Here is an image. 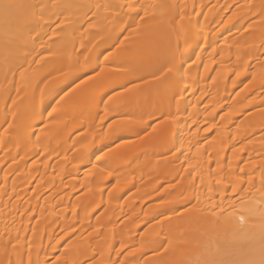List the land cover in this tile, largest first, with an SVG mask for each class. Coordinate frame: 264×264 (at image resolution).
Masks as SVG:
<instances>
[{
	"label": "bare ground",
	"instance_id": "obj_1",
	"mask_svg": "<svg viewBox=\"0 0 264 264\" xmlns=\"http://www.w3.org/2000/svg\"><path fill=\"white\" fill-rule=\"evenodd\" d=\"M185 1L187 3L189 2V6L183 7V10L181 11L182 5H179V3H185ZM208 1H209V6L207 5ZM225 1L226 0L223 1V5L220 4L221 6H223L220 8V6L218 7L219 3H217V1L215 3L212 1V5H211L210 0H203V2L200 3V5H198L197 7H195L194 4L196 2H199V0H189V1L188 0H182V1L132 0L133 4L137 6V9L141 10L142 12L141 13L142 18L138 20L135 19L133 22L132 19L126 18L127 17L126 15L128 14L127 8L121 11L119 7L115 9H106V8L97 9L95 7L96 4H104V3L109 2V0H11V2L18 3L21 5H27V4H33V3L34 4H45L47 5V8L43 10L44 11L43 17H37V18L31 17V11L27 7L13 9L8 14L3 13L4 16L1 14L3 10L0 9V12H1L0 13V48H1L0 66L1 64L2 65L4 64V60H5V63L6 61H8V59L6 58H11V59L15 58L18 54V51L21 52L23 47L31 48V50L27 49L28 52H31V55L28 56L27 60L22 59L21 61L17 62L15 65L12 66L11 64L14 62V60L17 57L12 60L13 62L11 61V59H9L10 62L12 63L9 62L8 64L12 67L8 66V68L12 69V71L7 72V76H8L7 80L4 79V71H5V68L7 67H5V65H3L5 67L3 69L0 67L2 69V70L0 69V86H2L4 89H7V92L0 91V115L5 113L6 111L9 112L10 114L12 113L14 114V115H11L10 119H8L5 115L0 116V125L5 124L4 123L5 120H7L9 124H11L13 120H16L17 125L20 126L19 128L17 126L11 127L8 133H5L4 129L1 130V127H0V135L2 134L3 135L8 134L10 136H13V134L16 135V131L18 132L19 130L23 129L24 119L29 120L28 122L32 124V123L38 122L41 119L42 113H44L43 117L45 119L53 118V116L59 115L61 113H66V112H69L68 115H72V113L74 112V110L72 109L73 107H75L74 104H76L75 102L80 101L79 99L82 98L81 95L85 92L90 91V89L92 90L94 85H99L100 83H103V80L105 78H108L106 76L107 73H110L108 74V76L111 75V77L118 76L117 74H119L118 73L119 67L116 65L118 64L119 60L122 58V55L124 56L128 53L133 54L137 58V60L135 58L134 60H136L138 64H137L136 70L132 74L133 83L130 84L129 86V88H131L132 91H128L127 89L120 90V88H118V85L127 83L128 78L124 76L120 79L119 83L117 84V87L115 86L117 89H119V91H117L116 94L112 95L113 97H111L108 100V103L109 102H123L126 100L127 97L134 95V94H138V95L145 97L146 101L142 102L141 100H139V101L132 102L131 104L132 108H131V111L129 112L130 114H132L133 116L140 117V111L138 110L136 111V109L138 106L144 105L149 111L156 110L157 117L161 116V113H163L162 117L166 119L164 121H156L155 123H153L152 127H150L151 131L145 136H143L142 138L136 139V140L135 139L134 140L124 139L123 141H121L120 144L113 147V149H109L107 150V152L100 155L99 160L96 158L95 161L93 162V165L90 167V169H87L88 171H86V174L83 176L81 185H80L82 186L84 191L86 190L87 192L88 188L90 190L94 183L87 182L88 181L87 179L93 174H95L94 176L97 179L101 177L100 175L106 174L109 180L112 181L113 186L111 188H115L118 184L123 183V182L124 183L126 182L128 184L130 183L128 186L127 184H125L124 187L120 188L116 192L115 196L107 194L105 195V197L103 196V199L95 200V203H96L95 206L100 205L101 200L103 201L102 207H104V215L115 216L114 217L115 219L113 220L114 222L117 220V218L119 220V223L117 222L118 224H114V222H112L113 224L111 223L108 229H110L111 227L118 228L117 226H120L123 229L124 226L126 227L127 220H130V217L124 218V219L121 218L122 216L120 215L121 214L120 210L123 209L127 203H135L139 205L146 203L147 199H149L148 195L146 196V194L149 192L148 190H151L150 184H152L151 179L153 177H156L155 179L158 182L156 183L159 184V185H156L155 188L156 189L161 188L160 194L161 193L163 195L165 194L161 187L162 184L160 185L159 183V181L162 183L163 179L162 177H161L162 180L157 177L161 175L159 173H162V176H164L163 172L165 170L166 162L164 160V157H162L163 155H157V158L155 159V163H153L152 160H150V156L153 154L154 149H156V153H157V150L160 151L159 150L160 148L162 150L164 145H168V144H164L163 140L167 136H171L172 134H174V132L177 130L179 131L186 130L187 127L192 126V124H194V122L196 121H199L198 126L200 127L201 124L203 123L202 119L206 120L205 118L201 119L200 117L202 113L206 114V109L207 111H209L211 108V113L214 114L216 111L222 109L223 107L222 105H214L216 103L212 105V101L214 99H217L218 96L219 97L222 96L221 97L222 99L225 98L226 93L230 91L229 89L234 88V86H231L228 89L221 88L220 90L217 89V90H214L212 93H208L207 92L208 90L206 87H209L210 85L211 87H213L212 84L219 86L222 84V82L227 83L228 81L237 82L236 80H238L237 83H239V81L242 80V84L238 85L239 88L235 92L236 96H238L239 98L238 100H236L238 101L237 104H240L241 99L244 98V95H246V92L251 94L252 92L250 91L256 90L255 88L259 89L258 91L260 92H255L254 95L256 94L258 95V93L259 94L264 93V91H262L264 90V88L262 90L260 89L261 85H264V76H263L264 67H262V64L260 61L262 58L258 57V55L264 51V48L263 49L261 48L259 50L257 49V51H255L256 50L255 49L254 50L255 54L253 51V56H249L247 58H244V55L242 56V51L244 47L246 46V44H248V42L251 39L255 40L256 38L262 36L264 32V13H262V10L259 7L260 0H243L245 4L254 5L255 7L253 16L246 15V16H243V18L241 17V14L243 13V10L245 7L244 5H241V4H239L238 6L234 5V7L232 6L230 8L229 7L230 5H228ZM110 2L116 5H119L121 3L126 4L127 0H110ZM162 3H167L168 5H176V7L162 8L159 6ZM87 4L93 5L92 12L88 13L89 15H87V18L85 17L87 20L88 18L89 20H91L92 27H89V23H88L89 20L85 22L86 20L82 19L85 22L84 24H82L83 21L81 23L79 22L81 20V19L79 20V18H84V16L82 17V15L85 12L84 11L85 8L78 7V5H87ZM139 5H143L144 7H139ZM213 7H216L215 9H217V11L215 9L213 11L214 14H216L214 16H218L217 14H220V17L219 16L218 17L221 18V21H226L227 19H229V21L234 20V19L238 20L237 23H235L236 22L235 20H234L235 22L232 21L233 24L235 23L234 25L235 31H233V33H231L229 36L227 35L223 36V34L226 33L227 31V28L225 25L220 26L217 24H212V23L210 24L208 22H205L199 25L202 13L208 15L209 11L213 10L212 9ZM227 7H229V9ZM36 11L40 12L41 9L37 8ZM92 13H96L95 18H92ZM52 15H54L53 18L57 16L58 17L57 20L59 18L61 19V21L59 22V25L60 24L62 25H60L59 27L67 29V31L64 32L62 35V40H63L62 44L65 45L69 43L71 45V48H70V45L67 44L70 50L68 48V52L66 53V55L64 51L63 52L60 51L59 53L57 52V49L55 48L52 49V53H54V57H53V61L50 64V66L52 65L49 69L51 72L49 71L47 73L48 77L44 79V82L41 88L49 87V85L51 84L53 80V77L56 76L55 74L61 71L68 70L69 69L68 65L70 62H74L77 59H79V61L83 60L84 62L86 58L88 59L89 51L92 49V47L94 48L93 43L97 42L98 44L96 43L95 45L97 46L99 45L100 42L105 41V45L103 46H106L108 44L107 43L108 41H106V38L112 37L114 38L113 42H115L116 39H119L118 37L116 38V36H118V34L120 35L121 31L124 32V35L126 36H133V35L135 36V38H133L131 47L129 49H125L123 52H114L108 57V60L105 61L109 64L108 66H110V68L108 69L109 72L108 71L106 72L107 69L105 68L107 67L103 68L102 66L103 72L100 71L101 68H98V69L96 68L99 71H97L95 74L92 75V79H89V78L85 79L84 81H82V83L80 82L78 85H75V87H73L68 92V94L67 93L64 94V97L62 98H63V102L66 105H69L67 107L68 111H66L63 108H57V107H50L48 109L46 108L49 101L52 100L53 96L60 94L62 92L61 90L49 91L46 97H44L40 101H38V99L35 98L34 93H33L35 92L34 90L36 88L35 86L37 85L38 81L41 79L40 76L33 77V74L40 60L39 55H37V53L41 51L42 49L41 46L38 45L39 40L36 39V37L37 35H43L46 32L47 35L43 36L44 43L46 45H51V42H50L51 37L59 29L57 28V23L59 20L57 21V23L56 22L53 23L54 22L53 20H49L51 19L50 16ZM188 16L191 17L190 18L191 20L188 18ZM181 17H183V19H181ZM218 17H216V19ZM113 19H120L122 27L124 25L126 26V24H129V25L125 27V30H124V27L123 28L121 27L120 29L114 32H111L109 34H104L103 33L105 30L104 26H110L113 23L112 22ZM77 21L79 22V24H76ZM130 21H132V23ZM17 23H18L17 25L18 27L16 26ZM26 23L27 25L29 24V26H27ZM49 24H52V28L48 27ZM54 24H56V26ZM189 25L191 26V28H193L192 36L195 37L193 42L196 45L198 44L201 47L207 44L208 42H211L210 51L212 52L210 56L208 57L207 56L201 57V51H199L198 54H200V56H198L197 59L194 58L191 62L185 63L188 60L189 56L192 54V51H189V50L184 51L182 56L179 58L180 60L176 64L177 72L175 75L177 79L176 84H177L178 89H177L175 98H173L174 95H171V93L157 96L156 93L159 91L160 86H162L163 83L165 82L164 78L160 77V72H159L161 64H166V61L163 62L162 60L164 56H166L167 50L170 48V46L177 41V40L175 41L174 39V36H176L175 34L180 32L179 35H181L183 28ZM13 27L14 28L17 27V30L14 29ZM96 27L99 28V30L95 34V37H96L94 38L95 42L93 41L92 43L90 41L88 42L89 43L88 45L87 44L81 45L77 43L78 41L80 42L86 35L94 33L93 31L95 30ZM26 29L28 30V33ZM53 29H56V31L54 32ZM143 30H145L144 33H142ZM23 31L24 32L26 31V33H24ZM245 33H248V34H245ZM6 39L15 40L20 45V48L18 50L6 49L4 46ZM97 39L98 41H96ZM33 40H35L34 44L32 43ZM72 41L73 42L77 41V42L73 43ZM262 41L264 42V40ZM25 42H27L26 45H25ZM113 42H111V44H113ZM73 44L75 45V52L72 51ZM33 48L36 50L35 53L32 52ZM99 51L95 52V55H94L95 57L92 56V58H94L93 59L94 61H96L97 59L96 56L98 57L105 56L104 53L100 54ZM217 51L221 54H220V57L216 59L215 56H212V53L216 54ZM77 53H82V54L77 56ZM133 55H131V57ZM213 57L215 60L214 59L212 60ZM257 57L259 58V60L254 61L258 59ZM175 59H173V62L175 61ZM29 61H36V62L29 63ZM222 62H225L224 64L226 68L219 67L220 64H222ZM21 64H23V67L26 69L24 77H21L20 72L18 71V68ZM260 64H261V67H260ZM133 66L135 65L132 64L130 65V67L127 66V68H131ZM212 67L214 69L216 68V70L212 73L210 82L206 85L204 84L205 85L204 86L203 85L204 82L201 83L202 81L200 78L201 73H202V68L203 70L205 68L209 70V69H212ZM52 68H54L55 70L54 72L51 70ZM13 72H15L14 77H13ZM152 72L156 73V76L158 77V79L153 78V76L151 75ZM237 72H243L244 74L237 77L236 75ZM80 74H82V72L76 73L73 76L71 75L72 77L70 76V78H66L64 82L71 80V79L73 80L74 78L76 79V77L79 76ZM244 78L245 80L243 81ZM13 79L15 81L14 84L12 83ZM13 86H15V88H12ZM38 87L39 86L37 85V88ZM11 89L13 90L15 89L14 91H12L15 94V96L14 95L12 96V99L17 101V105L15 107H13L12 105V100L8 101V99H6V96H8L6 94H9L10 93L9 91ZM28 89H33L32 91L33 95L31 94L32 96H30L31 100L29 99L30 101L25 103V106L20 107L24 102H26V97H27L26 93L28 92ZM181 89H187V91H184L183 93H181ZM18 90H19V94L17 95ZM155 94L157 98L155 97ZM209 96H212V98L210 101H207L205 104V98ZM262 97L263 98H261L262 100H260L259 103L260 102L262 103V101H264V95ZM158 101L163 105L165 104L167 105L169 101L172 102V104L174 105V109L173 111H171L170 115H169V112L167 111H164L161 113L157 112ZM224 101H225L224 108L227 106L226 104L231 103L229 101L228 103H226L227 101L226 99ZM233 103H235V101ZM254 107H256V105L255 106L253 105V108ZM254 109L255 110L253 111H249L243 114L238 113L234 115V118L238 116L241 117V118L239 117V120L237 121L238 123H240L238 124L239 126L238 131L242 130L244 132L245 129L247 130V128H245L246 125H248L249 127V124H251L252 126L254 125L253 127L250 126L252 128H255V125L262 126L261 123L262 122L264 123V116L260 113H257L259 111V108H254ZM37 110H42V111H37ZM261 111L262 109L260 110V112ZM263 112L264 111H262V113ZM26 113L27 114L29 113V116L27 115L28 118H24V116L26 117ZM105 117H106V114H105ZM212 118L213 117H211L210 119L211 122L213 121ZM144 119L146 121L149 120L147 116H145ZM188 120L190 122H188ZM60 121H62V119L57 120L54 123V125L51 127L50 126L47 127L44 125L38 127L36 129L38 133L35 135V139L32 140L33 141L32 142L31 139L28 138L26 145L31 146L34 142H36L40 138L39 134L41 133L51 132L52 130L53 131L58 130L57 128L58 125L62 128L68 129V126L69 125L71 126L72 118L65 119L63 120V122H60ZM9 124H7L5 128H8ZM83 125H84L83 127L85 131H87L89 129L88 127L89 123L86 122ZM143 127L144 125L141 123L136 124L131 128L122 129L121 132L118 134L119 135L121 134L122 136L135 135V132L137 130H141ZM85 131L83 132V135L86 134ZM238 131L237 133L232 132L234 133L233 137L236 138L235 135H240L239 137H237V140L238 138H240V141H242L244 139L243 135L245 136L246 133L245 134L243 133V135L241 136L242 133L238 134ZM28 133H29V130H28ZM263 135L264 133L260 135L261 136L260 142L257 141L258 139L257 137L256 139L251 138L244 142L242 141V144H239L241 145V146H238V148L241 147L240 151L241 149H243L242 152L244 154L246 152L247 158L245 159H248L249 156L251 157L252 156L251 154H254V157L255 155L257 156L258 154H261V153H258L260 151L258 149L259 148H261V150L264 149V145H263L264 143L263 141L261 142V140H264V138L262 139ZM224 136H227V135H224ZM78 139L73 143V146L75 148H78L80 144L83 143V140H82L83 138L79 139L81 141H79ZM186 139L187 138L182 137L178 142L180 143L179 145L181 146L183 141H187ZM191 140H194V139H190V141ZM4 144L5 142L0 140V147H2ZM180 146H178V148ZM184 146L185 145H183V147ZM183 147L179 148L180 149V151H178L179 155H181L184 152L183 149L185 148ZM23 148L24 146H20L16 148L15 151H12L10 158L16 159V162H15L16 166L10 171H7V172L4 171L5 173L3 172L4 169L2 168L6 166V163L4 160L0 159V172L2 171L3 173L1 175L2 176L1 183L3 186H1L0 188L1 189L0 194L1 195L4 194L2 197V200H4L5 204L7 205L10 202L12 204H15L16 207L20 208L22 212H24L26 209L31 208L29 204H32L30 203V201L25 200V195L28 194L29 192L28 189L30 187V185L28 184H31L34 181L33 177L28 176L26 173L27 171L30 170V167L32 164L29 162L36 157L37 158H42L43 156L53 157V158L64 157L68 153V151H63V152L58 153L54 146L43 145L41 147L42 148L41 154L37 152V150H32L28 152L22 159H18L17 157L20 154L19 152ZM238 148L236 147V149ZM186 149H185L186 153L191 152V151H192L191 154L194 153V155L192 154L193 155L192 157H193V161L195 160V162H196V158L200 160L201 157L204 155L202 151H200L197 148L196 149L194 148L195 150H191L188 152ZM175 152L176 151H174V153ZM186 153L185 155L183 153V155L186 156ZM55 154H58V155H55ZM231 156H232V153L228 155L229 158ZM241 156H243V154ZM260 159H263V158H260ZM256 160H258V158ZM230 164H231V161H230ZM257 164L259 166L261 163H259L258 161ZM261 165L264 166V163H262ZM247 166L249 165L247 164ZM247 166L244 167L245 168L244 170L247 169L246 171H244L245 173H241V171L238 170L240 172L239 173L238 171L235 170L236 169L235 167H233L232 169L230 168L229 169L230 171L227 170V172L224 170L225 175H226V176L224 175L226 177V181L229 184H233L232 188L230 187L231 191H229L228 194H230L231 196H234V193H233L234 191H232V189L236 181L237 182L239 181V184L235 186V190H238L239 188H241V185H243L244 187V188L242 187L243 190L240 192V194L239 192L237 193V191H235L237 194H239L238 195L239 198L237 196V198L233 200L228 199L226 197H223L227 193L225 194L222 193L223 198L221 199L219 203L217 201V203L219 204V208L214 209L217 213V216L221 215L220 209H223L224 217L227 218V220H229L230 222H226L225 219H221L218 225H213L212 221L216 220L217 217L212 216L210 212L208 211V209H211L210 208L211 204L210 205L205 204L204 207L199 209L200 211L198 210L197 212L190 213L186 211L185 216L183 218L173 221V223H175L174 225L175 232L174 233L171 232L168 238L165 237V239L167 238L168 242L171 241L170 245L167 244L170 247L169 252L166 256H164V260L158 261L157 264H199V262L205 259L218 258L217 252H214V250L211 249V251L214 253L208 252V249L210 248L209 246L213 245L211 241L215 239V237H208V236L210 232L212 231V229L215 228V226H219L217 229L222 230L221 234L224 236V239L226 240L228 244V249H227L228 254L224 258L232 260V261H236L237 264H246V262L248 261H252V260L258 261L261 258V217L259 213L261 211H264V189L261 188V176L259 174L253 175L255 176L254 178L252 176V174L259 172V169L254 171L257 165L255 166V168H254V165L252 166L253 168L252 167L248 168ZM187 169L189 168L184 167L183 169L180 168L177 171H173V172L171 171L172 172L170 175L171 178H173L174 176H175L174 178H176V176L177 178L180 177L179 182L177 184H174L176 185V188H178L179 190L181 189L186 190V189L191 188L188 182H189L190 173L192 172L194 173V171L190 172ZM246 172H247L248 177H249V174L252 173L251 183H249V178L245 179L246 181L242 180V177L247 176ZM76 173H77L76 170L68 171L67 176L69 177V179L66 182L67 186L64 187L58 184L55 191L49 197V199L53 201L56 195L63 192L64 188H70V192H68L66 195L64 194V196H61L59 198L60 200L58 202L56 201L55 204L62 202V204L65 203L66 205L68 204V206L70 205L69 208H70L72 215L75 212H77L78 209L80 210V213L84 214L83 210L86 204V201L83 198H79L75 200L70 199L71 192L73 191L72 189L74 190L76 189V187L73 188V186H75L74 182L76 181L78 182V180L75 179ZM13 174H16V178H17L16 180L17 186H14V187L7 185L10 181V178L13 176ZM50 174L51 173H49L48 169H44L41 180H39L36 185H32V187L36 189L40 187L42 183H44V181L47 182L50 177ZM5 177H7V179H5ZM240 179L242 180V182H240ZM26 182L27 184L24 187H21V185ZM243 182L245 185L243 184ZM229 184L227 185L231 186ZM7 187L9 188L7 189ZM94 187H95V184H94ZM45 188H48V186L44 187V189ZM128 188L132 189L130 198H128L127 200H121L122 198L120 197L123 195V193ZM145 190H147L148 192L143 193V191ZM64 199L66 200L65 202H64ZM51 201H47V202H51ZM171 202L172 203L170 204L164 205L162 209L170 210L172 207L178 206V204L181 205L183 203L182 202V203L176 204V202H174L173 200H171ZM184 203L186 204V202ZM212 203L214 204V202ZM33 204L34 206L32 207V211L28 213V215L26 216L27 219H25L23 222H21V218H22L21 216L20 217L18 216L15 218V217H6L5 214L1 215L2 233L0 236V251L1 250L2 251L0 252L1 253L0 259L3 260L4 264H7V260L9 259V256L4 254L3 243H1V241L4 242L6 239L9 238L7 233H10L11 237L13 238L16 237L18 230H19V235L22 238L25 237L26 232H27L25 231V229L28 230L27 228L28 223L31 221L29 217L34 215L35 212L38 215V213L40 214V211H44L45 209V206H40L37 204V202ZM215 204H216V201H215ZM206 205L207 207H205ZM249 208L255 209L257 212V215L249 218L247 215V209ZM164 210L160 212H163ZM229 214L231 215L229 216ZM241 215H244L246 217L247 222L244 224H241L239 222V217ZM59 218H60L59 226L61 229H64V230L68 228L69 224L75 221V220H71L72 218H69V214L67 210L64 212L61 211ZM96 222L97 220L94 221V227L97 229V231H95L94 234L98 235L100 234L98 227H97L99 226V224ZM21 223H23V226L25 228L24 227L21 228ZM89 224L90 222L88 223L87 227L85 226L87 230L89 229L88 228ZM199 232H203V233L199 234ZM216 232L214 234H216ZM50 233L51 231L45 238L46 242H43L40 235L39 236H37L38 234L33 235L32 240L36 241V252L31 254V259L36 260V258L38 257V255L36 254L38 249L44 248V247L46 248L47 245L49 246L48 243L50 242V239H51ZM71 233L72 232H67L62 237L64 238ZM211 234L213 235V233ZM95 235L94 237H96ZM206 236L208 238H206ZM122 237L123 236L120 235L118 238L117 237L114 238L113 236H111L110 238H107L103 244H100L97 247L96 251L93 254L109 262V261H117L120 258L122 260L127 259L129 261L130 259L134 258L137 255H141L142 252H144V250L136 251L133 253L132 256H128L127 255L128 252H132L133 249H139L138 247H135L132 250L128 251L124 257L117 258V255L114 249L116 248L123 249L127 246L134 244V240L132 239V237H129L126 240H122ZM13 243H16L15 239H13ZM77 245L78 244H75V246ZM149 245L150 244L147 245L148 246L147 249L150 250V248L152 247L151 246L152 244L150 245L151 247ZM10 250H11V245H9V251ZM206 251L208 252V254L209 253L210 254L207 255ZM101 253H103V255H101ZM109 256L111 257V260H109ZM17 259L18 257L15 254H11V260L13 261V264H15V261ZM24 260L26 261V264H27L28 253L25 255ZM143 260H149V258L148 257L146 259L144 258L137 264H142ZM107 262H99L97 264H109Z\"/></svg>",
	"mask_w": 264,
	"mask_h": 264
},
{
	"label": "rangeland",
	"instance_id": "obj_2",
	"mask_svg": "<svg viewBox=\"0 0 264 264\" xmlns=\"http://www.w3.org/2000/svg\"><path fill=\"white\" fill-rule=\"evenodd\" d=\"M174 1H182V0H174ZM212 1L214 3L217 1V3H219L218 7L219 6H220V8L223 7L220 4L223 5L224 0H212ZM212 1L210 0L211 5H212ZM221 1H222V3H221ZM202 2H203V0H199V2H196V3L194 2L195 7L200 5V3H202ZM225 2L228 5H230L229 6L230 8L232 6L234 7V5H237V6L239 4L244 5L245 7L243 10V13L241 14L242 18H243V16H246V15H252L253 16V13L255 10V7L253 5L245 4L243 2V0H226ZM179 5L189 6V2L187 3L185 1V3H179ZM207 5L209 6V1H208ZM250 6H253V7H250ZM229 7H227V8L229 9ZM215 8L216 7H213L212 8L213 10L209 11L208 15L202 13L199 25H201L205 22H208L210 24L211 23L217 24L220 26L225 25L227 28V31H226V33L223 34V36H226V35L229 36L231 33H233V31H235L234 25H235V23H237L238 20L234 19L236 22L234 20L229 21V19H227L226 21H221V18H219L220 14H217L219 17L214 16V15H216L213 12ZM215 10L217 11V9H215ZM84 11L88 12V9L85 8ZM85 12L83 13L82 17L84 16V18L85 17L87 18V16L84 15ZM3 13L6 14L4 11H2L1 14L3 15ZM141 13H142L141 10L137 9L135 12L128 13L126 15L127 17L126 16L125 17L132 19L134 22L135 19L138 20V19L142 18ZM203 14L206 16H204ZM53 16L54 15L50 16L51 19H49V20H53L54 21L53 23H55V22L57 23L58 20H59L58 22L61 21L60 18L57 20V18H58L57 16H55V18H53ZM216 17H218V18L216 19ZM84 18H79V20L80 19L81 20L80 21L78 20V21L81 23L83 20H86L85 22H87L89 20V18H88V20L86 18L85 19ZM188 18L190 19L191 17L188 16ZM242 18H240V19H242ZM120 19H113V21H112L113 23L110 26H104L106 31L104 30L103 33L109 34L111 32H114V31L120 29L122 27ZM232 21L235 23L233 24ZM77 22H76V24H79V22L78 23ZM85 22L83 21L82 24H84ZM130 22L132 23V21H130ZM27 23H26V25H27ZM17 25H18V23L16 24V26ZM54 25L56 26V24H54ZM60 25H62V24H60ZM127 25H129V24H126V26L125 25L123 26L124 30H125V27H127ZM27 26H29V24ZM17 27H15V28L13 27V28L17 30ZM192 29L193 28H191L190 25L185 26L183 28L181 35H179L180 32L175 34L176 36H174V39H175V41L176 40L177 41L170 46V48L167 50L166 56H164V58L162 60L163 62L166 61V64H168L169 66H173L172 79L165 81L166 84H165L164 92L158 91V93H156L157 96H160L161 94H169V93H171V95H174V94L176 95L177 89H178L177 84H176L177 79H176V75H175L177 72L176 71V64L180 60L179 58L182 56L184 51H186V50L192 51V54L189 56L188 60L185 63L191 62L194 58L197 59L198 56H200V54H198L199 51H201V57L202 56L203 57L210 56V54L212 52V51H210L211 50V42H208L207 44L203 45L202 47L199 46L198 44L196 45L193 42L195 37L192 36ZM98 30H99V28L96 27L95 30L93 31L94 33L86 35L80 42L79 41L78 42L74 41V42L75 43L77 42L81 45L82 44L88 45L89 44L88 42H90V41L93 43V41L95 42L94 38H96L95 34L98 32ZM26 31L28 33L27 29H26ZM26 31L25 32L23 31V32L26 33ZM126 32H127V30H126ZM144 32H145V30L142 31V33H144ZM62 35H63V33H60L59 29H58L55 32V34L51 37V40H55V39L59 38L61 40V43H63ZM113 37H115V36H113ZM117 37L119 38V39H116L117 42L116 41L113 42L114 38H112V37H109L110 39L106 38V41H108L107 42L108 44L106 43L107 44L106 46H103V45H105V41L100 42L99 45H97V46H95L97 42L93 43L94 48L92 47V49L90 50L91 52L89 51L90 55L88 54L89 65L86 66L84 64L83 60H81L80 64L76 65V68H85V69H88L90 71V67H92V66H94V67L96 66L95 68H97V69L102 68V66H103V68L107 67V68H105V69H107L106 72L107 71L109 72L108 69L110 68V66H108L109 64L107 62H105L108 60V57L111 54H113L114 52H123L125 49H129L131 47L133 38H135L134 35L133 36L124 35V32H122V31H121L120 35L118 34V36H116V38ZM262 38H264V32H263L262 36L256 38L255 40L251 39L248 42V44H246V46L244 47V49L242 51V56L244 55V58H247L249 56H253V51L255 49H256L255 51H257V49L258 50L261 48L263 49L264 48V42L262 40H264V39H262ZM51 40H50V42H51ZM96 41H98V39ZM42 42L44 43V40L43 41L39 40L38 45L41 46ZM72 42H71V44H72ZM111 42H113V44H111ZM67 44L70 45L69 43H67ZM67 44L64 45L63 49H61L59 45H52L51 44V45H47V46L51 47V49H53V48L57 49V52H59V53H60V51H62V52L64 51V53L66 55V53L68 52V48H69ZM38 45H37V47H38ZM70 48H71V45H70ZM70 48H69V50H70ZM27 49L31 50V48H29V47H27V48L23 47L21 52L18 51L17 56L15 55L17 58L16 57H15L16 59L13 58V59H15L14 62L12 61L13 59L6 58V59H8V61H6V63H5V60H4L3 65H5V67H7V68H5L2 64L0 67L2 69L5 68V70L8 69V66L12 67L17 62H19L23 59L22 54L25 52H28ZM0 50H1V48H0ZM35 51H32V52L35 53ZM96 51L97 52L99 51L100 54L101 53L105 54V56H100V57L96 56L97 62L93 60L94 58H92V56L95 55ZM255 51H254V54H255ZM38 53H43V55L42 56L39 55L40 60L38 62L37 68L33 74V77L34 76H38V77L40 76L41 77V79L37 83V85L39 87L37 88V85H36L35 86L36 88L34 89L35 92H33L35 98L38 99V101H40L41 99L46 97V95L48 94L49 91L61 90L62 92L60 94L53 96V98L51 97L52 100L49 101L46 108L48 109L50 107H57V108H63L66 111H68L67 107L69 105H66L65 103H63L62 100L60 102L58 101L57 103H54L51 106H49V104L52 101H55L56 97H64V94H66V93L68 94V92L73 87H75V85H78L80 82L82 83V81H84L88 77H84V74L82 73L79 75L80 79H77V77H78L77 76L76 79L74 78L73 80L71 79V80L64 82V80H66V78H70L71 75L73 76L76 74L75 69L72 70L69 68L68 70L61 71V72L55 74L56 76L54 75L55 77H53V80H52L51 84L49 85V87L41 88V86L44 82V79H46V77H48L47 73L50 71L49 69L52 66V65L50 66V64L53 61L54 53H52V51H51V53L45 52V51H43V49H41V51H39ZM220 54L221 53H219L217 51L216 54L212 53V56H215V58L217 59L220 57ZM131 55H133V54L124 55V56L122 55L123 58L119 61V64H120V66H118V67H120L119 72H118L119 74H117L118 76H114L115 78H119V81L124 76H126L128 78V81H130L131 80L130 73L133 72L134 70H136V68H137V64H138L136 61L137 58L134 55L131 57ZM106 57H107V59H105ZM258 57L262 58V59L260 58L261 59L260 61H261L262 67H264V62H263L264 61V59H263L264 58V51L261 54H259ZM134 58L136 60H134ZM9 59H11V61L13 63L10 62ZM173 59H175L174 62H173ZM213 59H214V57L212 58V60ZM258 60H259V58L257 60H254V61H258ZM9 62L12 63L11 64L12 66H10L8 64ZM224 63L225 62H222V64H220L219 67L226 68ZM132 64H134L135 66H133L131 68H127V66L130 67V65H132ZM261 64H260V67H261ZM42 65H43V67H42ZM97 69H96V72L99 71ZM51 70L53 72L55 71L54 68H52ZM215 70H216V68L214 69L213 67H212V69H209V70L207 68H205L203 70V68H202V73H201L200 78L202 81L201 83L204 82L203 85L204 84L206 85L210 82L211 77H212V73ZM108 74H110V73H107L106 76L108 78L111 77V75L108 76ZM244 80H245V78L243 79V81ZM236 81L238 82V80H236ZM240 81H239V83L234 82V81L233 82L228 81L227 83L222 82V84L219 86L212 84L213 87H211V85L209 87H206L208 90L207 92L212 93L214 90H217V89H219V90L221 88L228 89L229 87L234 86V88L229 89L230 93L229 92L226 93L225 98L222 99L221 98L222 96H220V97L218 96L217 99H214L212 101V105L214 103H216L214 105H222L223 106L222 109L216 111L214 114L211 113V108L209 111H206V114L202 113V115L200 116L201 119L205 118L206 120L202 119L203 123L201 124L200 127L198 125H196V127H192L193 126V124H192V126L187 127L186 130H180V131L177 130L174 132V134H172L171 136H167L163 140L164 144H168V145H164L162 150L160 148L159 149L160 151L157 150V153H156V149H154L153 154L150 156V160H152V162L155 163V159L157 158V155H163L162 157H164V160L166 162L165 163V170L163 172L164 176H162V173H159V174H161L160 176L157 175L158 176L157 178L161 179V177H162V179H163V182L161 183L159 181V183H160V185L161 184L163 185L162 190L165 194L164 195L162 193L160 194L161 188L159 189V191H157V189L155 188V186L159 185V184H157L158 182L155 179L156 177H153L154 176L153 175L152 176L153 178L151 179L152 184H150L151 190H148L149 192L147 190L143 191V193L148 192L146 194V196L148 195V198H149V199H147V202L144 204H141V205L135 204V203H127L125 205V207L120 210V213H121L120 215L122 216V217L120 216L121 218L124 219V218L130 217V220H127L126 227L125 226L123 227L124 230L120 226H117V227L118 228L120 227L121 229L120 228L118 229L116 227H111L110 229H108L110 227V224L112 222H114L113 220L115 219L114 218L115 216L104 215V207H102L103 201L101 200V204L98 206H95L96 205L95 200L96 199H99V200L103 199V196L105 197V195H107V194L115 196L116 192L120 188L124 187L125 184H127V186H128L130 183L128 184L126 182L125 183L123 182V183L118 184L115 188H111L113 186L112 181L109 180V178L107 177L106 174L100 175L101 177L99 179L95 178V176H94L95 174H93L90 177H88L87 182L94 183L95 187L93 184L91 189L89 190V188H88L87 192H86V190L84 191V189L80 185H81V181H82L83 176L86 174V171H88L87 169H90V167L93 165V162L95 161L97 156L102 155L103 153L107 152V150H109V149H113V147L120 144L121 141H123L124 139H126V140L140 139L151 131L150 127H149L147 129V132L141 131L139 136H137V135L122 136L121 134L120 135L118 134L121 132L122 129H128V128L133 127L136 124H140L138 122V120L133 119L129 124L123 125L125 120H128L132 116L129 113L131 111L132 102L139 101V100H141L143 102V101H145L144 99H136V100L132 99L129 101L128 100L123 101V102L116 104L112 109L105 110L108 107L106 105H104V103L106 102V100L110 96H112L113 93L107 99H106V97H107V95H109L108 93H110V91L115 86L117 87V85L110 87V88H106V89H104V88L103 89H97L98 86H96L95 89H92V90L90 89V91L83 93L81 95L82 98L79 99L80 101L75 102L76 104H74L75 107H73V109H72V110H74L72 115H68L69 112H66V113H61L59 115L53 116V118H48V119L46 118L45 119L43 117L44 113H42L41 119L38 122H35L32 124H30V122H28L29 120L24 119V121H23L24 122L23 123V125H24L23 129L24 130L21 129V130H19L20 132L16 131V135H14V134H13V136H10L8 134L0 135V140L5 142V144L2 147H0V159L4 160L6 163V166L2 168V169H4L3 172L4 171L5 172L10 171L16 166V164H15L16 159L10 158V155H11L12 151H15V149L20 147V146H24V148L22 150H20V152H19L20 154L17 157L18 159H22L28 152H30L32 150H37V152H39L41 154V152H42L41 147L43 145L54 146L58 153L63 152V151H68V153L66 155L67 157L66 156L55 157V158L47 157V156H43L42 158L36 157L29 162L32 164H31L30 170L26 172L28 176L33 177L34 181L31 184H28V185H30V187L28 189V191H29L28 194L25 195V200L30 201V203H32V204H29L31 209L34 206L33 203H35V202H37V204L40 206H45V209H44V211H40V214L38 213V215L35 212L34 215L36 216V219L31 220L28 223V227H27L28 230H25V231H27L25 236L28 238V240H32L33 235L38 234L37 236L40 235L43 242H46L45 238L49 234V232L51 231V233H50L51 239H50V242L48 243L49 246L47 245L48 248L44 247V248L38 249V251L36 253L38 255V257L36 258V260L39 258V260L41 259L42 261L43 260L51 261V260H54L57 256H59L60 257V264H85L86 261L88 262V264H97L99 262H107L103 258H100L99 256L94 255L93 253L96 251L97 247L100 244H103L105 242V240L107 238H110L111 236H113L114 238H116V237L118 238L120 235H122L123 236L122 240H126L129 237H132V239L134 240V244L123 248L125 255L128 251L132 250L133 248L138 247L140 249L141 245H143L142 250H144V252H142L141 255H137L134 258L130 259L128 261L129 264H137L142 259H144V258L146 259L147 257L149 258V261L153 262V264H157V262H158L157 255H159V254L153 255V253L149 249H147L148 248L147 245L148 244L151 245L152 241H160V242H163L167 245L168 244V240H167L168 236L171 234V232L172 233L175 232V226H174L175 223H173L174 220H179V219L183 218L185 216L186 211H188L190 213L197 212L199 209L203 208L205 204H208V205L211 204L210 208H212V205H213L212 202H214V204H215V201H216V204L218 206L217 208H219L218 203L221 201V199L223 197H226V198L232 199V200L237 198V196L240 194V192L243 190L244 187H243V185H241V188L236 190L237 193L239 192V194H237L236 192H233L234 196H231L230 194H228V192L231 191L230 187L232 188L233 184H229L226 181V177H225L226 175H225L224 170L227 172V170H229L230 168L232 169L233 167H235L236 168L235 170L238 171V170H240V168L245 169L244 167L247 166V164L249 165V166H247L248 168H251L253 165L255 168L256 165L258 166V164H257L258 161L261 164L264 163V153H263L264 149L263 150H261V148L258 149L260 151L259 152L257 151V152L261 153V154H258L260 157L258 155L257 156L255 155V157H256L255 158L254 154H251L252 155L251 157H253V158H251L249 156L248 159H245V158H247L246 152L244 154L242 151H240L241 147L238 148V146H241L239 144H242V141L244 142V141L251 139V138L256 139L258 137L257 141L260 142V138H261L260 135H262L264 133L261 131L262 129H264V123L263 122L261 123L262 126L261 125L260 126L255 125V128H252L254 125L252 126L251 124H249V127H248V125H246L245 128H247V130L245 129L244 132L242 130H240L241 132L238 131L239 130L238 124H240V123H238L237 121L239 120L240 116L234 118L235 114H238V113L243 114V113L255 110L254 108H259V111L257 110L258 112L257 111L256 112L260 113L264 116V112L262 113V111H264V103H261V102L259 103V101L262 100L261 98H263L262 97L263 95L261 96L262 93H260V94L258 93V95L257 94L254 95L255 92H260V91H258L259 89H257V88H255L256 90L250 91V92H252L251 94L246 92V95H244V98L241 99L240 104H237L238 101H236V100H238L239 98H238V96H236L235 92L239 88L238 85L242 84V80H240ZM61 82H62V84H61ZM12 88H15V86H13ZM263 88L264 87H262V85H261L260 89L262 90ZM14 90L11 89L9 91L10 93L8 92L9 94H6V95H8V96L11 95V97L13 95L15 96L14 92H12ZM32 91H33V89H28V92L26 93L27 94L26 102H24L20 107L25 106V103H27L28 101L31 100L30 96L33 95ZM262 91H264V90H262ZM155 97H156V95H155ZM246 97H247V99H245ZM211 98H212V96L205 98V104L207 101H210ZM228 98H229V100H228ZM225 99L227 100L226 103H228V101L231 103L226 104L227 106L224 108V105H225L224 100ZM9 100L10 99H8V101ZM250 100H252L253 102L249 103ZM234 101H235V103H233ZM257 102H258V104H257ZM157 104L160 105L161 103L158 101ZM253 105L254 106L256 105V107L253 108ZM213 108H214V106H213ZM173 109H174V105L172 104V105H170V112L173 111ZM261 109H262V111L260 112ZM37 111H42V110H37ZM164 111L169 112V107L168 108H161L160 107V110L158 112L161 113ZM105 114H106V117H105ZM4 115L8 119H10L11 115H14V114L13 113L10 114L9 112L6 111L5 113L1 114L0 116H4ZM27 115L29 116V113L28 114L26 113V117L24 116V118H28ZM128 115H129V117L124 119ZM204 115H205V117H204ZM159 117H161V116H159ZM211 117H213L212 122L210 121ZM69 118H72V123H71V126L70 125L68 126V129L62 128L58 125V127H57L58 130H55V131L52 130L51 132L41 133V134H39L40 138L36 142H34L31 146L26 145L27 139L29 138V134L32 132H35L37 134L38 131L36 129L38 127H40L42 125L47 126V127H49V126L51 127L54 125V123L57 120L62 119V121H60V122H63V120L69 119ZM86 122L89 123V126H88L89 129L87 131H85V129L83 127L84 126L83 124ZM188 122H190V121L188 120ZM110 124L112 125V127H109ZM6 125L7 124H3V127H1V130H3ZM26 125H30V129ZM250 126H252V127H250ZM197 128H199L198 133H197ZM209 128L211 129V131L205 130V129H209ZM248 128H249V130H248ZM190 129H191V131H190ZM28 130H29V133H28ZM236 130L238 131V134L242 133L241 136L243 135V133L244 134L246 133L247 136L243 135L244 139L243 140L241 139L242 141H240V138H238V140H237V137H239L240 135H235L236 138L232 139L233 134H234L232 132L237 133ZM22 131H24V132H22ZM84 131L86 133L85 135H83ZM224 135H227V136H224ZM182 137L187 138L186 139L187 141H183V143H182L183 145H185L184 147L182 144L180 146L179 145L180 143H178ZM262 137H264V135ZM78 138L79 139L83 138L82 139L83 143L80 144V146L78 147L79 149L75 148L73 146V143ZM34 139H35V135L31 136V141ZM188 139H189V141H190V139H194V140H191L193 142H191V141L189 142ZM79 141H81V140H79ZM197 141H199V143H197ZM262 141L264 143V140H261V142ZM188 142H189V144H188ZM84 145H88V148H84L83 147ZM178 146L183 147L185 149L187 148L186 149L187 152L191 151V150H195L197 148L200 151H202V153L204 155L201 157L200 160L196 158V162H195V160L193 161V157H192L194 155V153H192L193 155L191 154L192 151L188 152L189 153L188 154L185 152V149H183L184 150L183 153H184V155L186 153V156H184L183 153L181 155H179L178 151H176ZM236 147L239 150L236 149ZM170 148L172 149L171 152L169 151ZM232 149H234V150H232ZM70 151L72 154L70 153ZM174 151H176V152L174 153ZM229 152L232 153V156L230 158L228 157V155H230ZM242 154H243V156H241ZM55 155H58V154H55ZM228 158L230 159L231 164H230V161ZM257 158H258V160H256ZM260 158H263V159H260ZM260 160H262V161H260ZM257 166H256V169H254V171L259 169V172L258 173L256 172L255 174L251 173L252 176L257 175V174L260 175V173H261L260 170H262L264 168L263 165H261L260 167L259 166L257 167ZM184 167H188L189 169H187V170H189L190 172L194 171V173L193 172L191 173L192 175H190L189 182H188L190 184L191 188L186 189V190H182V189L179 190L178 188H176V185H174V184H177L179 182L180 177L177 178V176H176V178H174L175 177L174 176L173 178H171L170 175L173 171H177L180 168L183 169ZM44 169H48L49 173H51L50 177H49L47 182L44 181V183H42V185L40 187L34 189L32 187V185H36L38 183V181L41 180L42 173H43ZM70 170H76L77 171V173L75 175V177H76L75 179L78 180V182L77 181L74 182L75 186H73V188L76 187V189L75 190L72 189L73 193L71 192V195H70L71 198L70 199L75 200V199L83 198L86 201L85 208L83 210L84 214L80 213V210L78 209L77 212H75L72 215L70 208H69L70 205L68 206V204L66 205L65 203L62 204V202L55 204L56 201L58 202L60 200L59 198L61 196H64V194L66 195L68 192H70V188H64L63 192L56 195L55 198L53 199V201H51L49 199L50 195L55 191L58 184H60L64 187L67 186L66 182L69 179V177L67 176L68 175L67 172ZM246 170H244V171H246ZM262 171H264V169ZM243 173H245V172H243ZM2 174L3 173L1 171L0 172V188H1V186H3L1 183L2 182V176H1ZM246 175H247V172H246ZM254 177L255 176H253V178ZM247 178H248V175L245 177H242V180L246 181L245 179H247ZM16 180H17L16 174H13V176L10 178V181L7 185L12 186V187L17 186ZM164 180H165V182H164ZM242 180L240 179V182H242ZM217 181H219V183H217ZM193 182L195 183V186H196L195 188L192 187ZM26 184H27V182L23 183L21 185V187H24ZM227 184H229L231 186H228ZM234 184L235 185L233 186V188L235 186H237V184H239V181L238 182L236 181V183H234ZM243 184H244V182H243ZM47 186H48V188L44 189V187H47ZM8 188L9 187H7V189ZM209 189H211V191H209ZM232 191H233V189H232ZM131 193H132V189L128 188L123 193V195L120 197V198H122L121 200H127L128 198H130ZM222 193L223 194L227 193V194L222 197ZM235 194H236V196H235ZM3 195L0 194V196H1L0 197L1 198V200H0V236L2 233L1 215L5 214L6 217H15L16 218L18 216L20 217L21 216L20 213H22L21 209L16 207L15 204H12L11 202L8 205L5 204L4 200H2ZM220 195H221V197H220ZM228 195H230V196H228ZM185 196H187L188 198L185 199L184 198ZM161 197H163L167 201L173 200L174 202H176V204L182 203V202L183 203L181 205L178 204V206L172 207V208L176 209L175 212H172L170 210H164V209H162L163 206H160V203H161L160 198ZM197 197H198V199H197ZM238 198H239V196H238ZM47 201H51V202H47ZM65 201L66 200L64 199V202ZM217 201H218V203H217ZM184 202H186V204ZM53 205H54V207H53ZM205 207H207V205ZM17 209H19V211H17ZM160 209H162L164 211L160 212V211H162ZM66 210L68 211L69 218H72L71 220H75V221L74 222L72 221L73 223H71V225H74V228L68 227L67 229L64 230V229H61L59 226V222H60L59 215H60L61 211L64 212ZM21 217H22L21 222H23L25 219H27L26 216H21ZM95 220H97L96 223L99 224V226H97V227H98L100 234H98V235L94 234L95 231H97V229L94 227V221ZM84 222H86V223H84ZM89 222H90V224L88 226L89 229L87 230L85 228V226L87 227ZM117 222L119 223L118 218L114 222V224H118ZM218 227L219 226H215V228L212 229V231L210 232L208 237H216V235H217L216 230ZM67 232H72V233L63 238L62 236ZM215 232H216V234H214ZM200 233H203V232H199V234ZM211 233H213V235ZM94 235L96 237H94ZM165 237H167V238L165 239ZM208 237L206 236V238H208ZM60 238H62V239H60ZM165 240H167V241H165ZM1 243H3V242L1 241ZM24 244H25L24 253L26 255L28 253L27 240L24 241ZM75 244H78V245L75 246ZM209 247L210 248L208 249V252H210V253L216 252L214 244L212 246H209ZM211 249L214 250V252H212ZM35 252H36V241H33L32 248H31V254H33ZM208 252L206 251L207 255L210 254V253L208 254ZM206 253H205V255H206ZM25 255H24V258H25ZM124 256H121V257H124ZM0 257H1V253H0ZM32 260L34 261L35 259H32ZM119 260H122V259L120 258ZM107 263L111 264V261H109Z\"/></svg>",
	"mask_w": 264,
	"mask_h": 264
},
{
	"label": "snow or ice",
	"instance_id": "obj_3",
	"mask_svg": "<svg viewBox=\"0 0 264 264\" xmlns=\"http://www.w3.org/2000/svg\"><path fill=\"white\" fill-rule=\"evenodd\" d=\"M159 6L162 7V8H168V7H173L174 8V7H176V5H168L167 3H162ZM253 6H250V7H253ZM21 7H27L31 11V17L32 18H37V17H43V15H44V11L43 10L45 8H47V5H45V4H34V3L33 4H27V5H21V4H18V3H13V2H11V0H0V9H2L6 14L11 12L13 9H18V8H21ZM78 7L87 8L88 12L85 13V15L87 16L88 13L92 12L93 5H91V4L78 5ZM95 7L97 9H99V8L115 9V8L119 7L121 9V11H123L125 8H127L128 13L135 12L137 10V6L133 4L132 0H127L126 4L125 3H121L119 5L111 3L110 0H109V2L104 3V4H96ZM139 7H144V6L143 5H139ZM183 7H186V5H182L181 6V11L183 10ZM259 7L262 10V13H264V0H260ZM37 8L41 9V11L37 12L36 11ZM95 15H96V13H92V18H95ZM181 19H183V17H181ZM88 23H89V27H92L91 20H89ZM48 27L52 28V25L49 24ZM57 28H59V32L60 33H64V32L67 31V29L59 27V22L57 23ZM53 31L55 32L56 29H53ZM245 34H248V33H245ZM44 35H47V33L45 32L43 35H37L36 39L43 41V36ZM32 43L34 44L35 40H33ZM26 44H27V42H25V45ZM51 44L52 45H59L61 49H63V47H64V45L61 43V40L59 38L55 39V40H51ZM4 46H5L6 49H16V50H18L20 48V45L15 40H11V39H6ZM41 48L45 52L51 53V51H52L51 47H48L43 42L41 43ZM32 51H35V49L33 48ZM72 51L75 52V45L74 44H73ZM80 54H82V53H77V56H79ZM29 55H31V52H25V53L22 54V58L27 60ZM37 55H41L42 56L43 53H37ZM105 59H107V57ZM33 62H36V61H29V63H33ZM79 63H80V61H79V59H77L74 62H70L68 66H69L70 69H75L76 73L82 72L84 74V77H88L89 79H92V74L96 73V68L95 67H91L90 71L88 69H85V68H76V64H79ZM84 64L86 66L89 65V59H86L84 61ZM42 67H43V65H42ZM8 71H12V69L8 68V69H6L4 71V79L5 80L8 79V76H7V72ZM18 71L20 72L21 77H24L26 69L23 67V64H21L19 66ZM100 71L103 72V69L101 68ZM159 72H160V77H163L165 81L171 80L172 79V73H173V66H169L168 64H161ZM243 74H244L243 72H237L236 73L237 77H239V76H241ZM151 75L153 76L154 79H158V77L156 76L155 72H152ZM14 76H15V72H13V77ZM77 79H80V77L78 76ZM141 79H142V77H141ZM12 83L13 84L15 83L14 79H13ZM132 83H133L132 81H128L125 84L118 85V88L127 89L128 91H132V89L129 88V85L132 84ZM262 87H264V85H262ZM116 90H117V88H113L112 89L113 92H115ZM0 91L7 92V89H4L2 86H0ZM184 91H187V89H181V93H183ZM18 94H19V90L17 91V95ZM261 95H264V93H262ZM173 98H175V94H174ZM6 99L12 100L13 107H15L17 105V101L12 99L11 96H6ZM245 99H247V97ZM252 102H253L252 100L249 101V103H252ZM21 103H22V101H21ZM262 103H264V101H262ZM6 107H7V105H6ZM139 111H140V117H139L138 122L143 124L144 127L141 130H137L135 132V135H137V136L140 135V131L147 132V129L149 127H152V124L155 123L157 120H159L163 116V113H161V117H157L156 116V110L149 111L146 107H140ZM206 111H207V109H206ZM170 114H171V112H170V106H169V115ZM49 115H51V114H49ZM145 116H147L149 118L148 121H145V119H144ZM4 123L5 124H9V122L7 120H5ZM198 124H199V121H196V122H194L192 127H196V125H198ZM13 126H17L18 128L20 127V126L17 125V121L13 120L11 122V124H9L8 128H4V132L8 133L9 129L11 127H13ZM26 126L30 127V125H26ZM0 127H3V125H0ZM109 127H112V125L110 124ZM205 130L211 131L210 128L209 129H205ZM190 131H191V129H190ZM261 131L264 132V129H262ZM198 132H199V128H197V133ZM33 135H36V133L35 132L30 133L29 134V139H31V136H33ZM234 138L235 137H233V139ZM262 138H264V137H262ZM197 143H199V141H197ZM83 147L84 148H88V145H84ZM169 151L171 152L172 149L170 148ZM176 151H180V149H176ZM241 151H243V149H241ZM96 158L98 160L100 159L99 156H97ZM240 171H241V173H243L244 169L241 168ZM190 175H192V174L190 173ZM260 176H261V188L264 189V171H261ZM248 178H249V183H251L252 182V176L250 174H249ZM5 179H7V177H5ZM217 183H219V181H217ZM161 187H163V185H161ZM192 187L193 188L196 187L194 182H193ZM157 191H159V189H157ZM209 191H211V189H209ZM233 191L234 192L236 191L235 187L233 188ZM184 198L187 199L188 197L185 196ZM197 199H198V197H197ZM160 201H161L160 206H164L166 204L172 203L171 201L165 200L163 197L160 198ZM217 207H218L217 205L213 204L212 208L208 209V211L210 212V214L212 216H216L217 217L216 220L212 221V224L213 225H218L221 219H225L226 222H230L229 220H227V218L224 217L223 209H220L221 215L217 216L216 211H214V209H216ZM17 211H19V209H17ZM31 211H32L31 208L26 209L24 212L20 213V215L21 216H27L28 213L31 212ZM170 211L175 212L176 209L172 208V209H170ZM230 215L231 214H229V216ZM247 215H248L249 218H251V217L256 216L257 212H256L255 209L249 208V209H247ZM259 215L261 217V258L258 261H256V260L248 261V262H246V264H264V211H261L259 213ZM29 219L30 220H35L36 216L32 215L31 217H29ZM239 222L241 224L246 223L247 222L246 217L244 215H241L239 217ZM23 227H24L23 223H21V228H23ZM68 227L69 228H74V225L70 224ZM221 232H222V230L217 229V235H216L215 239L211 241V243L214 244V246L216 248V252H217V257L218 258L205 259V260L199 262V264H237L236 261H232V260L224 258L228 254V252H227L228 244H227L226 240L224 239V236L221 234ZM7 235H8L9 238L6 239L3 242L4 254L9 256V259L7 260V264H13V261L11 260V254H15L18 257V259L15 261V264H26V262L24 260V255H25V253H24V247H25L24 241H26V240H27V247H28L27 264H60V257L59 256H57L54 260H51V261H49V260L41 261L39 259L33 261L31 259V248H32L33 241L32 240H28V238L26 236L22 238L19 235V230L17 232V236L14 237V238L11 237L10 233H7ZM13 239H15L16 243H13ZM170 244H171V241L168 242V245H170ZM9 245H11V250L10 251H9ZM168 245H166L165 243L160 242V241H152V247L150 248V251L153 253V255L159 254V255H157V260L158 261H163L164 260V256H166L168 254V251H169ZM142 248H143V245H141L140 249H133L132 252H128L127 255L128 256H132L134 252L141 251ZM114 250L116 252L117 258L125 255V252H124L123 249H114ZM101 255H103V253H101ZM109 260H111L110 256H109ZM0 264H4L2 259H0ZM85 264H88V262L86 261ZM111 264H129V262H128L127 259H124V260H119L118 259V261H111ZM142 264H153V262L149 261V260H143Z\"/></svg>",
	"mask_w": 264,
	"mask_h": 264
},
{
	"label": "crops",
	"instance_id": "obj_4",
	"mask_svg": "<svg viewBox=\"0 0 264 264\" xmlns=\"http://www.w3.org/2000/svg\"><path fill=\"white\" fill-rule=\"evenodd\" d=\"M126 55H129V53L128 54H126ZM123 58V57H122ZM121 58V59H122ZM120 59V60H121ZM119 60V61H120ZM116 66H120V64H119V62H118V64L116 65ZM120 68V67H119ZM118 68V69H119ZM135 71V70H134ZM133 71V72H134ZM133 72H131L130 73V77H131V80L130 81H132L133 80ZM144 77V76H143ZM144 79V78H143ZM118 82H119V78H115V77H109V78H105L104 80H103V83H100L99 85H94V87H93V89H95V87L96 86H98L97 87V89H106V88H110V87H113V86H115V85H117L118 84ZM165 82L163 83V85L162 86H160V89H159V91H162V92H164V89H165ZM130 86V85H129ZM121 90V89H120ZM117 91H119V89H117L116 91H115V93L111 90L110 91V93H108L109 95H107V97H106V99L113 93V94H116V92ZM158 93V92H157ZM112 94V95H113ZM156 95V94H155ZM161 95H164V94H161ZM111 97H113V96H110L107 100H106V102L104 103V105H106L108 108L107 109H105V110H110V109H112L116 104H118V103H120V102H109L108 103V100L111 98ZM169 98V97H168ZM132 99H134V100H136V99H144L145 101H146V99H145V97H143V96H141V95H138V94H134V95H131V96H129V97H127L126 98V100L125 101H129V100H132ZM63 101V98L62 97H56V99H55V101H52L50 104H49V106H51V105H53L54 103H57L58 101L60 102V101ZM64 103V102H63ZM158 105V104H157ZM170 105H172V102H170L169 101V103L166 105H163V104H160V105H158V110H157V112L160 110V107L161 108H168ZM140 107H146V106H138L137 107V109H136V111L137 110H140ZM132 108V107H131ZM130 115H132V114H130ZM129 117V115L128 116H126L124 119H126V118H128ZM132 117V118H131ZM128 120H125V122L123 123V125H127V124H129L133 119L134 120H139V117L138 116H131ZM123 119V120H124ZM166 118H163V117H161L159 120H157V121H164ZM146 121V120H145Z\"/></svg>",
	"mask_w": 264,
	"mask_h": 264
}]
</instances>
